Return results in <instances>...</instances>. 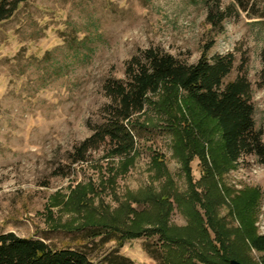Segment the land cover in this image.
I'll return each mask as SVG.
<instances>
[{
    "label": "rangeland",
    "instance_id": "obj_1",
    "mask_svg": "<svg viewBox=\"0 0 264 264\" xmlns=\"http://www.w3.org/2000/svg\"><path fill=\"white\" fill-rule=\"evenodd\" d=\"M214 2L27 0L12 18L0 23V234L12 232L53 247H70L93 262L123 256L128 264H185L188 258L203 264L197 254L212 253L198 243L181 247L155 233L120 247L117 241L92 239L73 230L85 224L88 213L95 221L108 219L128 226L133 219L130 209L142 214L145 228H156L165 214L160 199L168 208L166 225L184 233L192 225L193 210L207 227L202 204L210 199L227 254L246 264H259L260 254L237 237L241 224L233 204L238 196L258 192L255 227L264 235V165L255 155L241 157L216 177L217 192L210 194L209 182L202 180L203 168L194 157L190 176L201 199L190 205L192 188L177 155L182 152L177 148L182 136L163 127L169 115L180 113V107L177 111L169 105L161 111L155 108L166 100L162 92L150 98L147 117L138 120L146 128L136 135L132 164L126 167L125 159L111 157L109 142L91 151L87 162H70L73 147L104 122L100 110L109 102L105 83L124 79L126 62L150 47L187 64L196 63L206 45L212 46L210 58L231 54L233 69L224 84L247 77L255 126L264 134V19L241 14L226 19L221 31L206 21ZM232 3L222 0L221 7ZM80 198L87 205L81 212L73 211L69 203ZM209 234L220 249L215 233Z\"/></svg>",
    "mask_w": 264,
    "mask_h": 264
},
{
    "label": "trees",
    "instance_id": "obj_2",
    "mask_svg": "<svg viewBox=\"0 0 264 264\" xmlns=\"http://www.w3.org/2000/svg\"><path fill=\"white\" fill-rule=\"evenodd\" d=\"M26 1L0 0V23L12 18ZM221 3L222 0H215L211 4L206 19L209 25L220 28L221 31L226 19L238 18L241 14L250 19H264V0H233L225 9H222ZM211 47L204 46L199 60L194 64L182 62L159 48L140 50L126 62L124 79L110 78L105 83L103 90L109 102L100 110L104 122L94 127L90 137L73 147L71 164L87 162L89 153L98 150L106 142L110 144L108 153L111 157L125 159L126 167L129 163L132 164L137 149L136 135L146 128L138 120L146 116L145 108L150 98L162 92L166 100L161 105L154 104L155 108L161 111L160 108L169 105L172 111H177L180 107V113L169 115L163 127L167 132L174 131L182 136L180 147H177L182 152H177V155L184 164L192 188L188 202L190 205L199 203L201 199L200 194L194 191L190 176L189 164L194 157L199 159L203 168L202 180L209 182L206 187L208 186L210 194L217 192L216 177L227 173L241 157L255 155L264 165V134L255 126L251 84L245 75L224 84L233 69L234 58L231 54L210 58L208 53ZM261 79L264 84V54ZM174 104L179 106L175 108ZM158 163L162 165L161 161ZM161 171L166 172L162 167ZM258 195V192H251L238 196L233 210L241 224L237 237L246 248L260 254L259 264H264V235L257 233L254 217ZM83 196L86 199L84 194ZM205 197H208V192ZM219 198L221 195L215 200ZM134 201L138 203V200ZM159 202L165 214L160 217L161 222L157 223L156 228H145L142 214L130 209L133 219L128 226L108 219L95 221L92 213H88L85 224L73 231L82 232L85 237L92 239L101 237L117 241L120 247L127 241L159 234L168 243L178 242L181 247L194 243L208 246L212 254H197L196 259L200 263L230 264L231 260H237L246 264L232 253L227 254L223 230L212 215L213 202L210 199L202 204L207 227L203 218L193 210L192 225L187 226L184 233L180 232L182 230H170L166 225L168 208H164L163 200L159 199ZM85 203L87 202L80 198L69 204L73 211L81 212L87 205ZM210 230L215 233L220 249L210 240ZM128 263L129 260L123 256L107 258L104 263L93 262L84 252L70 247H53L44 240L22 238L12 232L0 234V264ZM184 263L195 264L191 258L184 260Z\"/></svg>",
    "mask_w": 264,
    "mask_h": 264
},
{
    "label": "water",
    "instance_id": "obj_3",
    "mask_svg": "<svg viewBox=\"0 0 264 264\" xmlns=\"http://www.w3.org/2000/svg\"><path fill=\"white\" fill-rule=\"evenodd\" d=\"M230 264H241V263L237 260H231Z\"/></svg>",
    "mask_w": 264,
    "mask_h": 264
}]
</instances>
